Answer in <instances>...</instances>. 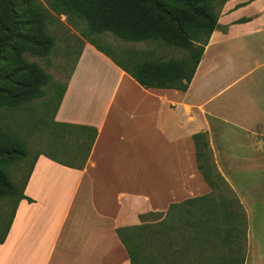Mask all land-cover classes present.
I'll return each mask as SVG.
<instances>
[{
    "label": "crops",
    "instance_id": "1",
    "mask_svg": "<svg viewBox=\"0 0 264 264\" xmlns=\"http://www.w3.org/2000/svg\"><path fill=\"white\" fill-rule=\"evenodd\" d=\"M64 88L55 121L97 138L82 169L34 161L0 264H132L117 230L145 225L166 264H222L229 216L264 264V0H227L187 91L144 88L89 42ZM199 134L239 204L199 199Z\"/></svg>",
    "mask_w": 264,
    "mask_h": 264
},
{
    "label": "trees",
    "instance_id": "2",
    "mask_svg": "<svg viewBox=\"0 0 264 264\" xmlns=\"http://www.w3.org/2000/svg\"><path fill=\"white\" fill-rule=\"evenodd\" d=\"M45 2L47 7L38 0H0V115L2 116H5L8 110L28 107L33 101L47 95L45 86L50 83L51 75L37 63L30 62L26 54L43 58L52 53L56 39L49 31V27L60 22L61 16H65L73 25L80 24L81 36L144 88L187 91L201 62L205 47L217 28L220 11L227 0H45ZM108 33L126 42L159 43L167 48L181 49L185 51L186 56L179 59H163L156 57L152 51L133 49L126 52L116 51L113 47L101 44L97 40V37ZM64 91L63 87L58 95L52 121L53 134L55 138L61 139L62 157L57 158L53 155L48 157L61 164L82 169L89 158L98 132L95 129L90 130L55 121V113ZM1 120L0 137L7 136L8 143L0 149V199L9 195L18 196L10 224L18 203L24 199L31 201L24 195V187L34 163L19 193L11 184L6 167L13 159L26 155V146L4 133ZM195 140L199 152L200 170L205 181L212 188L210 195L199 199L216 200L214 196L217 183L212 175L215 173L217 180L226 184L233 193L232 203L239 204L236 194L225 178L218 173L213 163L206 136L196 135ZM72 144L75 145L74 158H80V164L73 163L72 159H64L67 151L63 147L67 149ZM20 149L21 154L16 155ZM81 152H83L82 157ZM1 156H6V159H2ZM206 163L208 166L204 165ZM240 218H243L241 214ZM9 224L2 230L3 237L0 243L4 242V233L6 234ZM212 232L221 234L223 238L222 264H244L245 257L241 246L236 249V245L241 242V233L244 232L243 222L236 223V219L229 216L224 224L217 225ZM117 233L128 250L132 264H147L155 260L166 264L168 261L166 256H151L150 245L152 239L157 238L151 226L118 228ZM133 233L144 237V242L133 243L131 236ZM234 238L237 242H234ZM145 242L150 244L146 245Z\"/></svg>",
    "mask_w": 264,
    "mask_h": 264
},
{
    "label": "rangeland",
    "instance_id": "3",
    "mask_svg": "<svg viewBox=\"0 0 264 264\" xmlns=\"http://www.w3.org/2000/svg\"><path fill=\"white\" fill-rule=\"evenodd\" d=\"M38 1L47 7L45 0ZM80 27V24H71L65 16H61L60 22L49 27V31L56 39L52 53L43 58L26 54L30 62L37 63L51 75L52 79L50 83L45 86L47 95L33 101L28 107L18 110H8L5 112V116L0 115V120L2 119L1 121L4 124H2L4 133L16 138V141L18 140L26 146V155L21 158H16V155L22 152L21 149L18 150L16 155H14L16 159H13L6 167V173L9 176L10 182L16 187L19 193L22 191L30 169L38 156L44 155L48 157V155H53L57 158L59 156L62 157L61 139L55 138L52 131V121L58 95L71 76L82 47L87 42L80 34ZM97 40L101 44L113 47L116 51L124 50L126 52L130 49L134 51H152L156 57L163 59H179L186 56L185 51L181 49L167 48L161 46L159 43L126 42L112 33L97 37ZM126 64L129 66L128 63ZM7 143V136L3 135L0 137V149L7 146ZM71 146H68L67 149L63 147L67 151L64 159H72L73 163L80 164V158H74L73 148L75 145L72 144ZM80 155L82 157L83 152ZM1 157L4 160L6 159V156ZM208 157L209 155L206 156V159ZM204 165L208 166L207 163ZM212 175L217 183V191L214 198L232 203L234 201L233 193H231L226 184L217 180L215 173ZM17 200L18 196L16 195H9L8 197L0 199V234H2V230L9 224ZM131 236L133 237V243L144 242V237L136 233L131 234ZM145 244L149 245L150 243L145 242ZM147 264L151 263L147 262Z\"/></svg>",
    "mask_w": 264,
    "mask_h": 264
}]
</instances>
